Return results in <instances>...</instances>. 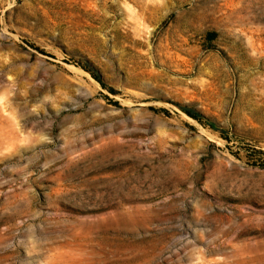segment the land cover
<instances>
[{
  "label": "rangeland",
  "instance_id": "374dc122",
  "mask_svg": "<svg viewBox=\"0 0 264 264\" xmlns=\"http://www.w3.org/2000/svg\"><path fill=\"white\" fill-rule=\"evenodd\" d=\"M0 264H264V0H0Z\"/></svg>",
  "mask_w": 264,
  "mask_h": 264
},
{
  "label": "bare ground",
  "instance_id": "6f19581e",
  "mask_svg": "<svg viewBox=\"0 0 264 264\" xmlns=\"http://www.w3.org/2000/svg\"><path fill=\"white\" fill-rule=\"evenodd\" d=\"M157 47H158L157 45H155V46L153 47L154 60H155V61H158V60H159V59L157 58V53H156L157 50H158ZM167 60H168V59H165L166 62H168Z\"/></svg>",
  "mask_w": 264,
  "mask_h": 264
}]
</instances>
